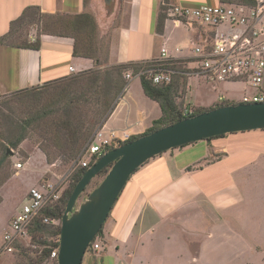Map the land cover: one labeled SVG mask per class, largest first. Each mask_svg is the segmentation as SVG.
Here are the masks:
<instances>
[{"label": "crops", "instance_id": "1", "mask_svg": "<svg viewBox=\"0 0 264 264\" xmlns=\"http://www.w3.org/2000/svg\"><path fill=\"white\" fill-rule=\"evenodd\" d=\"M222 2L229 3L126 0L125 22L115 29L107 65L155 60L162 46L178 59L189 58L200 29L195 25L174 26L167 19V11L171 6L196 8ZM160 9L166 18L163 33L158 35ZM84 13L92 14L99 27L103 19L114 16L113 12L106 14L101 0H0V38L24 16L25 21L34 14ZM28 38V44L37 41L38 47L12 46L6 44L8 41L0 44V95L40 87L95 66L92 59L73 56L74 40L70 37L45 32ZM176 48L181 51L176 53ZM160 117L158 104L145 96L136 78L129 82L99 132L107 139L124 142L145 133ZM31 159L21 169L29 166ZM17 170L0 182V251L3 236L21 204L3 192L7 185L21 186L23 178L18 179L21 172ZM105 262L264 264V131L192 143L141 166L103 225L101 250L83 259V264Z\"/></svg>", "mask_w": 264, "mask_h": 264}, {"label": "trees", "instance_id": "2", "mask_svg": "<svg viewBox=\"0 0 264 264\" xmlns=\"http://www.w3.org/2000/svg\"><path fill=\"white\" fill-rule=\"evenodd\" d=\"M225 2H243V3H252L239 0H224ZM163 10V9H162ZM64 15L67 18L73 19L71 23L66 25V29H61L64 31V34H58L55 32V35L58 36H67L74 40L73 47V56L89 58L94 61V68L82 71L77 74H71L65 78L49 82L44 84L46 87L52 88L54 92L53 95V105L42 112L39 115V119L49 120V123H46L43 128L40 129L39 134L37 133L36 143L38 149L45 156L46 162L51 163L52 155L54 158H63L68 162L77 161L80 157L83 149L90 144L92 141L94 132L97 128H101L119 99L122 97V94L125 88L128 86L129 82L124 78V72L131 70L133 74H136L140 71L146 70L151 66H161L164 69H174L180 73L185 72L184 65L185 62L182 59H177L174 61L157 63L155 60L152 61H139V62H129V63H120L113 65L105 70L99 69L100 66V56L103 47L100 48H87L86 45L79 44L78 38L73 32H82L89 27L91 28V33H94L97 29L96 21L92 14H80V15ZM24 17H21L16 21V23L10 28V32L7 36L0 38V44L9 41L12 36L13 27L24 22ZM166 15L164 13H159L156 23V33L161 35L163 33V25ZM67 26L70 27V31L67 30ZM12 46H22L16 43L7 42ZM22 47L26 48H37L38 42L32 44H27ZM106 56H107V49ZM186 77L183 75H176L173 77V80L168 85H155L152 84L145 76H140L139 81L143 90V93L147 98L156 102L161 111V117L152 122L151 127L143 134L132 136L127 141L121 142L118 141L117 145L121 146L124 143L134 140L137 137L147 135L152 133L160 128L174 124L182 119H185L182 115V112L178 109L175 99L178 96V93L181 90V87L186 84ZM30 88L21 91L12 93L13 96L24 95L31 90L37 89ZM43 95H47V89H44ZM226 105H234L230 102ZM223 105H217L216 107H221ZM207 109L200 108L195 111L191 116L200 114ZM224 136V135H223ZM218 136L215 138L223 137ZM212 138V139H215ZM26 139V135L22 134L17 137L14 141H9L0 135V146L2 151L21 150V144ZM211 139H207L209 141ZM112 147L109 150H111ZM2 157L0 158V169L2 168ZM92 163L90 167L93 165ZM109 168V167H108ZM88 169L86 168H77L69 181L68 187L65 192L61 195L60 199L47 208L43 209L41 212V217L33 220L28 228V234L32 240L36 238H43V236H55L56 239L51 243L50 247H47L49 244L46 241H39L38 244L43 246L44 249L41 252V256L36 263L42 262L45 258L49 259L50 252L53 248L58 246L59 235H60V225H50L43 224L42 218H52L56 220H61L63 212L65 210L67 200L75 187L78 181L83 177L84 173ZM108 169L102 170L99 175L104 177ZM109 217V216H108ZM103 229V227H102ZM102 229L99 230L97 237L93 240L94 243L96 240L102 239ZM87 252V251H86Z\"/></svg>", "mask_w": 264, "mask_h": 264}, {"label": "built area", "instance_id": "3", "mask_svg": "<svg viewBox=\"0 0 264 264\" xmlns=\"http://www.w3.org/2000/svg\"><path fill=\"white\" fill-rule=\"evenodd\" d=\"M167 19L174 26L190 25L200 29L199 41L193 45L190 57L182 59L185 62V72L174 69H164L161 66H151L136 74L125 73L124 78L130 82L145 76L152 84L168 85L176 75H196L210 84H241L247 89L240 100L233 97H218V101L230 100L233 104L264 103V0L253 3H218L201 5L196 8L171 6L167 11ZM181 51L176 48L175 52ZM178 58L169 53L165 46L160 48V55L155 62L174 61ZM73 71L72 67L69 68ZM191 111L182 112L188 118ZM117 141L107 139L101 132H96L90 144L80 154L79 165L89 169L108 149L115 148ZM16 169L23 168L16 163ZM61 191L52 184L31 188L13 217L9 230L3 236L2 252H11L14 243L28 237V228L33 220L41 217L43 209L58 201ZM43 224L60 225V220L43 217ZM96 240L87 253L97 254L101 245ZM58 246L50 252L49 259L57 263Z\"/></svg>", "mask_w": 264, "mask_h": 264}, {"label": "rangeland", "instance_id": "4", "mask_svg": "<svg viewBox=\"0 0 264 264\" xmlns=\"http://www.w3.org/2000/svg\"><path fill=\"white\" fill-rule=\"evenodd\" d=\"M101 1L107 15L112 12L114 13L113 18L108 21L103 19L101 27H99V24L96 22L97 29L94 33H91V28L89 27L84 33H73L76 34L79 41L78 43L86 45L87 48H90V46H93L92 48L103 47L104 50L99 54V69L105 70L113 66L107 65L109 48L115 39V29L120 25L122 26L125 22L127 10L126 0ZM159 13H163V10L160 9ZM72 20L73 19L67 18L64 15H30L23 23L13 27L12 36L8 42L24 46L30 41L31 38H28V36L30 37L31 34L34 36L45 32L64 34V31L61 29H66V25L71 23ZM69 29L70 27L67 26V30ZM105 49L108 50L107 56ZM127 72H131V70L125 71L124 76ZM183 76L186 77V84L181 87L175 99V103L181 112L186 110L195 113V111L200 108L211 110L217 108V105L226 106V104H230L231 101H218V97L223 95L224 97L229 96L236 100H240L241 96L249 90L241 84L206 83L194 74ZM125 80L128 81L126 78ZM44 89H47V95H43L45 92ZM52 94H54L52 88L48 89V87L43 85L24 95H0V135L9 141H14L22 134L26 135V139L21 144V147H23L21 150L10 149L9 151H2L0 146V158L2 157L3 161L1 162L3 166L0 169V182L4 180L8 174L12 176L15 175V172L18 171L14 166L16 163H21L24 166L28 162L29 157H32L31 164L29 165L30 170H28L29 166L19 170L21 173L17 177L18 179H20V177L23 178L21 186L10 188V186L7 185L3 191L6 195L12 194V196L16 198L17 203H21L22 198L26 195V190L46 186L47 184H52L56 190L61 191L62 195L68 187L73 172L80 167L79 159L74 162H68L60 157L54 158L53 155L51 163H47L43 153L41 151H35L36 148L38 149L37 143L35 142L37 133L39 134V131H42L40 128H43L46 123H49L50 119H53L52 117L47 120L38 118L42 112L48 110L51 105H53L54 99ZM99 129L100 128H97L95 130L94 135ZM116 147L119 146L117 145ZM102 178L103 177L100 175L95 177L81 198L89 194L100 183ZM80 200L81 199H79L77 205ZM55 239V236H43V238L32 240L28 234V237L19 239L14 243L11 252H2L0 254V264H57L55 261L48 258H45L40 263H36L44 249L38 242L43 240L48 244H52ZM98 241L101 245V241ZM51 244L47 247H50ZM89 254L90 253L86 252L85 255L87 256ZM106 262H109V259H107Z\"/></svg>", "mask_w": 264, "mask_h": 264}, {"label": "water", "instance_id": "5", "mask_svg": "<svg viewBox=\"0 0 264 264\" xmlns=\"http://www.w3.org/2000/svg\"><path fill=\"white\" fill-rule=\"evenodd\" d=\"M257 130L264 131V103H240L204 111L109 150L84 173L67 200L57 264H82L130 177L146 162L192 143ZM104 169L100 183L81 198Z\"/></svg>", "mask_w": 264, "mask_h": 264}]
</instances>
